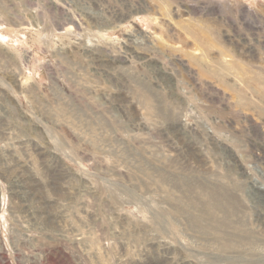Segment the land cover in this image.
Instances as JSON below:
<instances>
[{
  "label": "rangeland",
  "instance_id": "rangeland-1",
  "mask_svg": "<svg viewBox=\"0 0 264 264\" xmlns=\"http://www.w3.org/2000/svg\"><path fill=\"white\" fill-rule=\"evenodd\" d=\"M0 264H264V0H0Z\"/></svg>",
  "mask_w": 264,
  "mask_h": 264
}]
</instances>
